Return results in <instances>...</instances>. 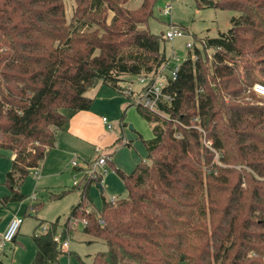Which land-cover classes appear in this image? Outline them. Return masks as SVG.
Returning a JSON list of instances; mask_svg holds the SVG:
<instances>
[{
    "label": "trees",
    "instance_id": "obj_1",
    "mask_svg": "<svg viewBox=\"0 0 264 264\" xmlns=\"http://www.w3.org/2000/svg\"><path fill=\"white\" fill-rule=\"evenodd\" d=\"M65 1L0 0V152L15 155L6 185L17 201L19 185L67 128L62 110L89 111L86 93L97 85L124 95L129 78L167 61L162 36L140 28L157 0L132 12L122 7L127 0H72V24ZM196 3L237 16L226 33L196 39L203 56L196 49V60L180 65L173 100L158 105L168 119L136 107L152 126L143 141L149 164L117 170L126 198L104 200L97 214L87 209L89 189L102 177L84 176L71 189L80 200L60 236L72 220L84 221L83 233L105 246L91 264H264V99L247 93L264 85V0ZM58 230L57 220L32 236V264L60 263Z\"/></svg>",
    "mask_w": 264,
    "mask_h": 264
},
{
    "label": "rangeland",
    "instance_id": "obj_2",
    "mask_svg": "<svg viewBox=\"0 0 264 264\" xmlns=\"http://www.w3.org/2000/svg\"><path fill=\"white\" fill-rule=\"evenodd\" d=\"M140 3L141 0H127L122 7L132 12ZM169 4L172 6L170 15L163 16L161 10ZM64 5L67 23L72 24L75 4L72 0H66ZM112 16L113 13L109 12L107 25ZM236 16L237 13L230 11L199 8L196 0H157L152 17L140 28L162 36L164 41H161V51L166 58L175 53L177 62L172 64L175 66L181 65L188 57L194 58L195 50L186 49L187 43H193L203 56L202 46L196 39H211L226 33L231 27L230 20ZM171 27L182 29L186 35L172 41L164 39ZM208 54L210 56L212 52ZM143 88L139 77H131L125 90L136 97ZM86 95L93 100L89 111L75 115L68 109L62 110L71 120L72 130L74 128L72 137L66 135L65 131L58 134V145L47 152L42 165L38 167V175L30 171L19 185L18 192L23 197L20 201L13 199L6 185V174L11 169L15 155L8 150L0 152V236L14 216L23 220L13 242L0 250V264H32L36 254L32 236L42 233L57 220V234H63L64 228L61 227L72 207L80 200V192L71 190L73 184L82 187L83 175L88 172V166L102 154L107 155L104 167L107 172L99 176L102 177L100 184L94 182L89 189L90 211L96 214L101 211L104 200L110 202L112 199L126 198L127 192L123 181L116 174L117 170L130 174L139 163L149 164L143 141L153 138L152 126L139 116L132 98L100 86ZM131 105L133 107H129ZM102 119L112 127L111 132L102 124ZM75 130L79 131L80 140L76 139L77 142L73 139L76 137ZM73 162L80 170H74ZM98 185L102 187V192ZM82 228V223L78 221L75 227L65 230L69 248L61 250L63 254L59 264H91L94 255L104 250L100 241L94 239L98 243H90L92 238L84 234Z\"/></svg>",
    "mask_w": 264,
    "mask_h": 264
},
{
    "label": "built area",
    "instance_id": "obj_3",
    "mask_svg": "<svg viewBox=\"0 0 264 264\" xmlns=\"http://www.w3.org/2000/svg\"><path fill=\"white\" fill-rule=\"evenodd\" d=\"M172 10L171 4L166 5L162 10L161 14L163 16L170 15ZM186 35V33L180 29V28H170L168 32L164 35V39L168 41H172L175 38H182ZM186 49L191 50L195 48V45L193 43H187ZM213 54V52H212ZM212 54L209 56L210 59H212ZM196 57L192 58V61H195ZM174 62H177V57L175 53L173 52L172 55L167 58L166 62H163L162 65H160L154 72L147 74V75H141L139 77V80L143 84L144 88L142 89V92L136 96L133 97V94L129 92V90H125L126 85L124 87L123 94L127 97H131L133 100V104L136 107H141L143 109L148 110L149 112H152L159 117L163 119H168V117L165 115L164 112H161L159 110V103H167L169 104L173 100V96L170 95L169 87L171 84L177 79L178 70L180 68V65L173 66L172 64ZM254 94L257 98L264 99V85L262 84H254L252 88L247 93ZM246 101H249L250 99L248 97L245 98ZM194 121L198 122V118H195ZM102 123L106 126L107 130H112V127L106 124V120L102 119ZM194 129L198 130L199 133H201L204 137V132L201 126H193ZM175 138L180 139L181 135L175 133ZM205 138V137H204ZM202 139V144L205 146L209 151L215 153L214 162L218 165L219 163V152L215 151L212 148L211 142ZM106 159L107 155L102 154L96 162L93 164H90V167L88 169V172H86V175L91 180H96L98 176H104L106 174V169H104L106 165ZM72 166L76 168V163L73 162ZM35 175H38V169L34 170ZM74 186L77 185V183L73 184ZM115 200H111L110 203H113ZM80 220H72L69 224V228L75 227L76 223ZM82 223V226L85 225L84 221H80ZM23 223V220L19 216H14L10 222L8 223L6 229L4 230V233L2 236H0V250H3L8 243L13 242V239L17 235L21 225ZM47 229H44L42 232H46ZM60 234V233H59ZM59 234H56L53 238V241L58 245V247L62 249H68L69 243L68 241L62 240L61 236Z\"/></svg>",
    "mask_w": 264,
    "mask_h": 264
},
{
    "label": "crops",
    "instance_id": "obj_4",
    "mask_svg": "<svg viewBox=\"0 0 264 264\" xmlns=\"http://www.w3.org/2000/svg\"><path fill=\"white\" fill-rule=\"evenodd\" d=\"M106 87V86H102V85H97L95 88H93V89H91V91L92 90H94V89H96L97 87ZM89 92V91H88ZM130 107V106H129ZM128 107V108H129ZM127 109V108H126ZM85 112H87V111H82V112H78V113H75V115H78V114H81V113H85ZM71 120L69 119V123H68V125H67V128L65 129V130H62V131H58V133H57V137H56V142H55V148L57 147V145H58V140H57V138H58V134L59 133H62V132H64L65 131V133H66V135H68L69 137H72V131L74 130V128H73V130H72V126H71ZM103 124V123H102ZM131 129V128H130ZM108 131V130H107ZM112 130H110V132H111ZM79 131L77 130H75V135L74 136H76L75 138H73L74 139V141H76V139L77 140H80L79 139ZM138 138L140 139V136H138ZM77 142V141H76ZM128 146V145H127ZM11 160H12V158H11ZM42 165V164H41ZM106 166V165H105ZM89 167H90V165L88 166V169H89ZM11 170V169H10ZM74 170H80V169H78V167H76ZM86 175V173H84V175L83 176H85ZM101 187V186H100ZM100 192H102V187L100 188ZM116 200H118V199H116ZM89 211H90V207H88L87 208ZM91 212H93V211H91ZM14 242H15V240H14ZM92 242H96V243H98L97 241H94V239L92 238V241L90 242V243H92ZM101 246H103V249L105 250V246L103 245V244H101V243H99ZM69 248V247H68ZM103 250V251H104ZM103 251H101V252H103ZM95 256V255H94Z\"/></svg>",
    "mask_w": 264,
    "mask_h": 264
},
{
    "label": "water",
    "instance_id": "obj_5",
    "mask_svg": "<svg viewBox=\"0 0 264 264\" xmlns=\"http://www.w3.org/2000/svg\"><path fill=\"white\" fill-rule=\"evenodd\" d=\"M98 188H99V189L101 188L100 185H98Z\"/></svg>",
    "mask_w": 264,
    "mask_h": 264
}]
</instances>
